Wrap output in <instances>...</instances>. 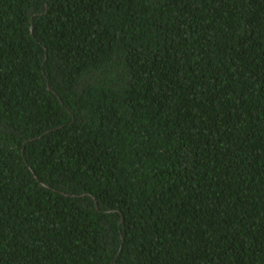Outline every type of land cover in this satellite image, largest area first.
Returning a JSON list of instances; mask_svg holds the SVG:
<instances>
[{
  "label": "trees",
  "instance_id": "obj_1",
  "mask_svg": "<svg viewBox=\"0 0 264 264\" xmlns=\"http://www.w3.org/2000/svg\"><path fill=\"white\" fill-rule=\"evenodd\" d=\"M0 264H264V0H0Z\"/></svg>",
  "mask_w": 264,
  "mask_h": 264
}]
</instances>
